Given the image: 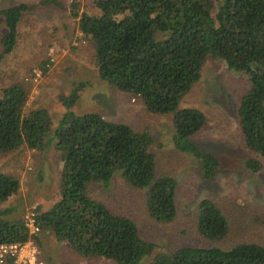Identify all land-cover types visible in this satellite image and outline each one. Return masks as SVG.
<instances>
[{"label":"trees","instance_id":"trees-1","mask_svg":"<svg viewBox=\"0 0 264 264\" xmlns=\"http://www.w3.org/2000/svg\"><path fill=\"white\" fill-rule=\"evenodd\" d=\"M92 2L97 13H79L73 2L71 14L93 45L99 78L140 97L151 113L173 112V146L200 162L204 179L213 178L220 165L216 155L192 140L203 129L205 115L197 108L178 109V105L211 57L248 75L250 88L240 98L237 115L245 146L264 160V0H218L216 5L212 0ZM28 10L25 3L0 9L5 23L1 57L14 49L18 23ZM27 98V90L19 83L1 90L0 153L22 147L45 151L50 145L60 152L59 199L36 214L42 231L52 232L57 241L66 242L82 256L102 257L115 264H264V246L257 243L156 252V245L140 237L132 220L114 214L88 193L91 184L107 185L119 172L131 185L148 188L151 217L173 221L177 182L171 176H156L151 135L96 112H74L76 90L60 96L65 111L53 129L46 109L26 110ZM245 166L259 172L264 165L251 158ZM19 188L17 177L0 172V203ZM3 213L0 243L26 241L23 222L4 220ZM196 222L198 232L208 240L220 241L227 234L228 220L209 199L199 202Z\"/></svg>","mask_w":264,"mask_h":264},{"label":"rangeland","instance_id":"rangeland-1","mask_svg":"<svg viewBox=\"0 0 264 264\" xmlns=\"http://www.w3.org/2000/svg\"><path fill=\"white\" fill-rule=\"evenodd\" d=\"M73 2L78 4L79 13L98 12L92 0H0V9L18 3L29 6L18 23L14 49L0 56V93L11 84H22L28 92L26 110L46 109L54 129L65 111L60 96L76 90L74 112H96L151 135L156 176H171L177 182L173 221L159 222L151 217L148 188L131 185L119 172L107 185L91 184L88 193L114 214L132 220L140 237L156 245V252L183 246H264V166L259 172L245 166L251 158L263 165L264 160L245 146L237 115L240 98L250 88L248 75L230 70L223 60L208 58L200 78L179 102L178 109L192 107L204 113L206 123L192 140L220 159L215 176L204 179L200 162L173 146V112L151 113L140 97L99 78L93 45L80 33L78 18L71 14ZM212 2L216 5L218 0ZM4 32V18L0 16V39ZM60 159L54 145L45 151L22 147L0 153V172L20 182L18 192L0 203L2 219L24 222L27 215L46 211L59 199ZM202 199L213 201L228 220L227 234L220 241L208 240L198 232L197 206ZM35 241L39 256L47 264H115L102 257L78 254L50 231L40 229Z\"/></svg>","mask_w":264,"mask_h":264},{"label":"built area","instance_id":"built-area-1","mask_svg":"<svg viewBox=\"0 0 264 264\" xmlns=\"http://www.w3.org/2000/svg\"><path fill=\"white\" fill-rule=\"evenodd\" d=\"M28 234L26 241L0 243V264H47L39 256L35 236L40 231L36 214L26 216L23 222Z\"/></svg>","mask_w":264,"mask_h":264}]
</instances>
